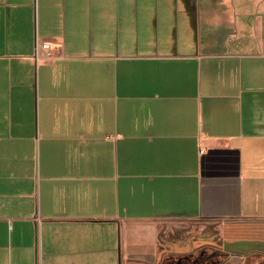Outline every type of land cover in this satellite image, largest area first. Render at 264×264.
<instances>
[{"label":"crops","instance_id":"crops-1","mask_svg":"<svg viewBox=\"0 0 264 264\" xmlns=\"http://www.w3.org/2000/svg\"><path fill=\"white\" fill-rule=\"evenodd\" d=\"M200 221L264 264V0H0V264H162Z\"/></svg>","mask_w":264,"mask_h":264},{"label":"rangeland","instance_id":"rangeland-1","mask_svg":"<svg viewBox=\"0 0 264 264\" xmlns=\"http://www.w3.org/2000/svg\"><path fill=\"white\" fill-rule=\"evenodd\" d=\"M214 224L209 221H200L199 223H194L189 225V228H179L172 230L171 234L166 226L161 229V237L166 239L165 233H169L167 238H171V241L178 246L187 247H201L205 245H217V236L214 228ZM168 231V232H167ZM175 236L177 239H172ZM246 248V247H243ZM247 249H244V251ZM164 260V259H163ZM162 260V261H163Z\"/></svg>","mask_w":264,"mask_h":264},{"label":"flooded vegetation","instance_id":"flooded-vegetation-1","mask_svg":"<svg viewBox=\"0 0 264 264\" xmlns=\"http://www.w3.org/2000/svg\"><path fill=\"white\" fill-rule=\"evenodd\" d=\"M223 256L217 246L205 245L186 255L163 260L162 264H221Z\"/></svg>","mask_w":264,"mask_h":264}]
</instances>
